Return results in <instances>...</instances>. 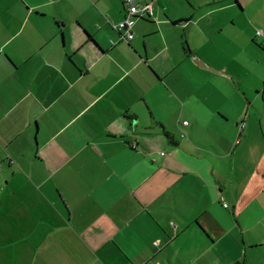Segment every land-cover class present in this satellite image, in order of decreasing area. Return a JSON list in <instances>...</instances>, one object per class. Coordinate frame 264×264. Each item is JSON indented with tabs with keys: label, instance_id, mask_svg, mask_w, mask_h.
I'll return each instance as SVG.
<instances>
[{
	"label": "crops",
	"instance_id": "0c3cea01",
	"mask_svg": "<svg viewBox=\"0 0 264 264\" xmlns=\"http://www.w3.org/2000/svg\"><path fill=\"white\" fill-rule=\"evenodd\" d=\"M136 1L0 0V264H264V0Z\"/></svg>",
	"mask_w": 264,
	"mask_h": 264
},
{
	"label": "built area",
	"instance_id": "2783aa9c",
	"mask_svg": "<svg viewBox=\"0 0 264 264\" xmlns=\"http://www.w3.org/2000/svg\"><path fill=\"white\" fill-rule=\"evenodd\" d=\"M124 9V17L118 21L113 28L120 34L121 40L129 43L132 39L131 29L137 18L143 17L145 14L150 15L152 8L150 4L139 5L136 0H121ZM260 32H257L259 35ZM114 45L113 42H111ZM183 124H186L183 123ZM243 128V123L239 127V131Z\"/></svg>",
	"mask_w": 264,
	"mask_h": 264
},
{
	"label": "rangeland",
	"instance_id": "374dc122",
	"mask_svg": "<svg viewBox=\"0 0 264 264\" xmlns=\"http://www.w3.org/2000/svg\"><path fill=\"white\" fill-rule=\"evenodd\" d=\"M16 247H14V248H11L10 250H9V252H10V256H12V251H16Z\"/></svg>",
	"mask_w": 264,
	"mask_h": 264
},
{
	"label": "trees",
	"instance_id": "16d2710c",
	"mask_svg": "<svg viewBox=\"0 0 264 264\" xmlns=\"http://www.w3.org/2000/svg\"><path fill=\"white\" fill-rule=\"evenodd\" d=\"M168 138H170L168 135H167Z\"/></svg>",
	"mask_w": 264,
	"mask_h": 264
}]
</instances>
